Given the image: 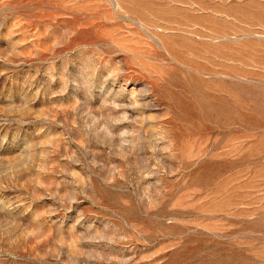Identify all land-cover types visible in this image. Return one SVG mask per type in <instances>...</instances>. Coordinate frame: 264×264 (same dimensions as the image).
<instances>
[{"label": "rangeland", "instance_id": "374dc122", "mask_svg": "<svg viewBox=\"0 0 264 264\" xmlns=\"http://www.w3.org/2000/svg\"><path fill=\"white\" fill-rule=\"evenodd\" d=\"M0 264H264V0H0Z\"/></svg>", "mask_w": 264, "mask_h": 264}]
</instances>
